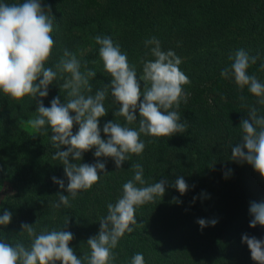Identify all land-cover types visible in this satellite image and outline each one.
<instances>
[{"label":"trees","instance_id":"obj_1","mask_svg":"<svg viewBox=\"0 0 264 264\" xmlns=\"http://www.w3.org/2000/svg\"><path fill=\"white\" fill-rule=\"evenodd\" d=\"M40 3L46 10L50 6L53 16L55 45L46 67L59 60L63 49L75 53L81 71L87 61L88 68L96 72L90 80L92 95L112 79L99 57L96 35L111 37L127 53L129 63L136 66L137 78L142 74L140 59H155L150 52L154 45L146 47L145 40L156 37L163 51H174L190 81L183 86L187 102L182 99L178 109L186 130L166 137L141 134L143 153L131 154L120 169L111 157H95V148L83 153L79 162L70 157L72 163H105L107 173L100 172L99 182L91 189L79 192L75 199L70 197V207L53 209L50 205L58 202V194L69 195L68 178L63 164L52 159L57 149L51 143L50 126L37 132L27 121L37 115L40 100L45 107H50L56 97L66 102V93L59 86L62 81L49 85L48 96L43 98L26 96L16 101L0 91V215L12 213L11 223L0 225V242L30 244L26 235H20L23 223L33 225L38 234L64 227L74 236L69 246L82 258L90 253L87 240L98 235L108 203L114 204L122 196L123 184L134 176L132 164L139 163L146 184L166 180V191L163 197L136 208L137 224L113 250L117 256L114 264H130L137 253L143 254L145 264H257L242 236L264 240V225L250 227L253 217L249 212L252 202L264 203V177L247 162L231 156L232 148L241 142V121L248 118V108L241 107L239 97L243 95L248 105H255L259 114H264V106L256 104L257 97L247 88L241 92L232 77H222L221 71L230 67V57L243 49L249 56L258 57L248 72L264 82V71L260 70L264 63V0ZM104 106L107 114L100 118L99 126L102 139L107 140L105 123L124 125L126 121L114 115L120 105L114 102L111 89ZM136 115L137 121L127 126L138 129V110ZM78 129L74 124L73 134ZM61 150H67L66 146ZM180 176L189 185L183 195L173 187ZM52 177L62 179L65 188ZM174 197L182 203L174 202ZM199 218L217 219L218 223L201 230Z\"/></svg>","mask_w":264,"mask_h":264},{"label":"clouds","instance_id":"obj_2","mask_svg":"<svg viewBox=\"0 0 264 264\" xmlns=\"http://www.w3.org/2000/svg\"><path fill=\"white\" fill-rule=\"evenodd\" d=\"M50 13V6L46 10L40 0H22L20 3L0 0V91L16 101H22L26 96L43 98L48 96L49 85L62 81L59 86L66 93V102L61 103L56 97L50 107H45L40 100L37 115L27 121L37 132L47 125L53 133L51 143L57 151L52 159L63 164L68 178L66 190L69 195L58 194V202L50 205L59 209L61 205L70 207V197L75 199L79 192L91 189L99 182V173H107L105 163H72L70 157L79 162L83 153L95 148V157H111L120 169L131 154L143 153L145 143L141 134L166 137L183 133L186 123L181 122L178 109L182 99L187 102L183 86L190 81L179 67L182 63L180 57L174 51H163L156 37L144 42L146 47L154 45L150 52L155 59H140L142 74L137 78L136 66L129 63L127 53L122 52L111 37L96 35L94 40L100 45L99 57L112 79L109 85L92 95L90 80L96 72L88 68L87 61L83 64L84 71H81L82 64L75 53L63 49L59 60L46 67L55 45ZM230 59L233 61L231 66L223 69L221 76L225 79L232 77L241 92L247 88L257 97L256 104L264 106V82L248 72L258 57L249 56L240 49ZM260 70L264 71V63H261ZM109 89L114 102L120 105L114 115L123 117L126 124L117 121L105 123L103 133L108 137L105 140L101 137L99 120L107 114L104 101ZM239 98L241 107L248 108V118L241 121V142L232 148L231 158L247 162L264 177V114H259L255 105H248L243 95ZM137 110L140 118L139 127L135 129L127 125L137 121ZM74 124L79 125L75 134ZM62 146L67 150H61ZM131 168L133 178L123 184L122 196L114 204L108 203L107 215L100 218L98 235L87 240L90 253L77 257L69 246L74 236L64 227L38 234L33 225L23 223L20 235H26L30 244L19 240L15 243L0 242V264H114L117 256L113 250L125 233L134 231L132 225L137 224L136 208L153 202L157 196L163 197L166 191V180L147 185L142 165L134 163ZM52 179L61 189L65 188L62 179ZM173 187L182 195L189 190L183 176L176 179ZM196 199L193 198V203ZM173 200L182 203L176 197ZM249 212L253 217L250 227L264 225V203L252 202ZM11 220L9 211L0 215L2 226H7ZM68 222L69 219L65 225ZM197 223L203 230L209 225L215 226L218 220L199 218ZM242 243L248 246L251 258L257 264H264V240L243 234ZM130 264H145L143 254H135Z\"/></svg>","mask_w":264,"mask_h":264}]
</instances>
